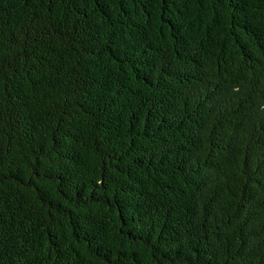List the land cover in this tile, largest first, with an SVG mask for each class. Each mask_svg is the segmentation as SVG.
I'll list each match as a JSON object with an SVG mask.
<instances>
[{"label": "trees", "instance_id": "16d2710c", "mask_svg": "<svg viewBox=\"0 0 264 264\" xmlns=\"http://www.w3.org/2000/svg\"><path fill=\"white\" fill-rule=\"evenodd\" d=\"M0 264H264V0H0Z\"/></svg>", "mask_w": 264, "mask_h": 264}]
</instances>
